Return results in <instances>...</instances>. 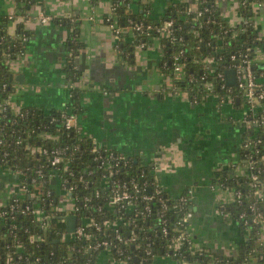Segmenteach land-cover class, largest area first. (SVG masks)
Wrapping results in <instances>:
<instances>
[{
	"label": "crops",
	"instance_id": "1",
	"mask_svg": "<svg viewBox=\"0 0 264 264\" xmlns=\"http://www.w3.org/2000/svg\"><path fill=\"white\" fill-rule=\"evenodd\" d=\"M178 2L192 9L199 6V0H130L127 6L136 16L158 19ZM217 2L232 26L246 21L239 0ZM112 3L32 0L21 11L24 3L0 0V26L5 22V29L14 36H18L20 25L31 32L24 50L10 60L15 86L9 98L11 107L63 108L75 86L82 105L80 135L150 167L173 195L191 190L194 215L189 231L195 243L214 253L235 254L249 238L250 230L238 219L222 214L221 208L233 202L234 196L231 189L216 181V176L223 168L239 175L240 164L245 173L242 144L249 134L243 121L247 103L239 96L221 100L211 90L194 101L187 90H176V77L163 61L162 38L152 36L143 41L129 26L123 27L118 38L109 20L120 25L118 14L112 13ZM257 3L255 0L252 4L250 20L258 36L264 37V2ZM41 11L53 19L40 22L37 16ZM10 14L15 17L9 19ZM74 29L84 45L75 54L80 76L72 83L65 65L72 54L69 41ZM254 53L258 80L264 83L262 46L258 45ZM206 61L208 69L213 70L215 60ZM20 180L18 172L0 165V207L23 195ZM260 236L264 244V225ZM94 258L95 264H125L105 249L97 251ZM156 262L201 264L180 261L173 255L160 256Z\"/></svg>",
	"mask_w": 264,
	"mask_h": 264
},
{
	"label": "trees",
	"instance_id": "2",
	"mask_svg": "<svg viewBox=\"0 0 264 264\" xmlns=\"http://www.w3.org/2000/svg\"><path fill=\"white\" fill-rule=\"evenodd\" d=\"M129 1L125 0L126 3H122L118 8L119 26H128L129 18L152 22L156 25L166 20H173V38L160 35L155 29L151 30L150 35L137 32V36L143 41L152 36L162 38L165 46L163 61L168 70L174 67L173 55L181 48L185 50L184 70L187 76L192 74L194 79H177L175 76V84L180 89L187 90L194 101L202 99L209 90L222 93L217 74L219 71L225 73L232 66V54L237 56L236 60H240L245 53L254 56L255 46L264 47V39H258V33L252 23L243 22L240 26H232L224 18L217 0H199L198 7L201 9H205L210 3L215 4L214 8L204 10L201 16L194 11L189 12L190 6L187 3L178 2L169 6L158 19L148 18L145 14L136 16L130 13L127 6ZM239 1L241 14L249 19L253 12L252 0H244L245 3L243 0ZM17 2L19 5L24 3L21 7L22 11L32 0H17ZM4 24L0 26V31L4 34V37L0 39V165H11L19 171L22 177L20 183H26L30 190H38L42 197L31 199L26 192L20 196L19 210L10 211L9 205L0 207V210L6 211L5 214L0 215V264H85L88 260L91 264H95L94 256L97 251L80 248L81 244L88 243L89 240L86 238L66 240L61 235L62 230L66 229V222L61 219L63 210L57 207L60 202L59 190L53 185V182L59 178L66 180L67 185L73 186L71 197L78 206L77 212L80 216L93 217L103 224L105 219L116 221L115 225L105 224L102 231H95L92 226H88L87 230L100 238L111 239L116 244L111 250L113 255L118 257V249L130 254L128 264H157V258L163 255H173L181 260L201 264H252V262L264 264V244H260L258 240L257 227L250 221L246 224L244 219H238L239 213L243 210L247 212V217L250 219L252 211L249 206L256 202L255 198L247 196L251 192L249 174L237 175L234 171H230V168H223L216 176L218 183L240 189L244 194L241 203L233 201L227 204L224 212L225 217L238 219L250 230L249 238L242 243L239 252L235 254L222 255L204 247L192 252L194 244L188 241L174 246L175 238L180 231L176 226L185 211L191 208V203L187 202H192V199L189 198L184 203L181 200V195L187 191L173 195L164 187L168 202L165 214L167 233L162 230V217L157 198L149 201L152 206L150 213L138 212L146 203L141 199L140 193L148 192V188L140 193L132 190L131 204L121 208L110 207L108 200L112 192L110 188L105 187L106 178L110 179L109 183H112V180H120L126 181L131 186L134 180L139 184L145 181L151 182L153 190L150 188V192L153 193L155 172L133 159H130L126 165L122 162L115 165L116 160L109 158V152L119 153L103 147L100 149L103 157L96 158L97 152L93 151L95 145L92 138L80 135L77 129L65 128L63 112L72 111L79 114L82 109L80 92L75 86L71 89L69 102L63 108L44 110L27 105L19 111L14 110L8 101L15 88L13 79L10 78V60L24 50L31 32L20 25V35H10ZM83 45L79 32L74 29L69 41L72 54L67 57L65 65L66 73L73 81L72 83L76 82L80 76V71L76 67L75 54ZM208 57L216 59L215 70L208 69L206 61ZM210 83L213 84L212 89H210ZM232 89L233 93H238L241 97L236 86ZM3 101L9 103L5 110H2L1 106ZM247 131L250 135L263 138L264 125L259 127L248 125ZM19 139L21 142H18ZM33 146L37 147L34 152L31 148ZM40 146L49 151L59 146H66L68 165L65 166L64 163L51 165L49 155L38 150ZM258 148L244 150L251 155V158L257 160V165L262 166L264 170V145L260 144ZM48 190H50L49 195ZM25 202L29 203L32 209L42 208L49 213L52 218L51 224L49 219H45V222L46 226L48 225V234L51 233L50 237L44 234L45 230L41 228L35 213L31 210L22 212ZM260 204L264 212V201ZM228 212L232 216L228 215ZM117 228L121 239L117 237ZM179 228L183 229V226ZM131 230L136 233L137 238L129 242ZM37 234L44 235V239L36 238ZM190 238L193 240L192 234ZM55 239L59 241L55 242Z\"/></svg>",
	"mask_w": 264,
	"mask_h": 264
},
{
	"label": "built area",
	"instance_id": "3",
	"mask_svg": "<svg viewBox=\"0 0 264 264\" xmlns=\"http://www.w3.org/2000/svg\"><path fill=\"white\" fill-rule=\"evenodd\" d=\"M254 2L255 0H252L251 6ZM263 2L264 0H258L257 4L262 5ZM122 3H126L125 0H113L112 13L117 14L118 8L120 7ZM243 3H245L244 0H243ZM214 7H215V4L210 3V5L208 7H205V9H201L199 7H197L196 9L189 8V12L194 11L198 16H201L204 13V10L212 9ZM7 17L9 19L14 18L15 14H10ZM37 18L40 22H48L53 19V16L41 11L38 14ZM109 20L112 26L114 27L116 36L119 38L121 36L123 27L116 25L111 18H109ZM245 22L252 23L250 18L249 19L247 18ZM128 26L132 28L133 30H135L136 33L139 32L142 35H150L151 30L155 29L156 31H158L160 35L172 36L173 38L172 34H173L174 29H173L172 19L166 20L160 25H156L152 22H144L143 20L137 21L132 18H129ZM19 35L20 33L18 34V36ZM3 37H4V34L0 31V39ZM258 39H264V37L258 36ZM257 46H255L254 51ZM262 50L264 52L263 46H262ZM184 53H185V50L181 48L173 55V66L174 67L173 69H170V71L177 77V79L189 78L192 80L194 79V76L192 74H189V76H187V73L184 70L185 69L184 68L185 62L183 61ZM210 58H213L216 64L217 62L216 59L214 57H208L207 59H210ZM231 59L233 60V63L230 68H234L236 70L237 83L235 86L238 88V91L241 94V97L247 103V110H246V114L243 117V121L247 125H253L257 127H259L260 125H264V83L258 80V76H257L256 68H255V57L249 55V53H245L243 58H241L240 60H236L237 56L235 54H232ZM215 69H216V65H214L213 67V70ZM217 75H218L219 86L222 89L221 94L217 93L220 99L221 100H226V99L235 100V98L238 97L239 94L233 93V89H232L233 86L228 84L226 80V73H224L223 71H219ZM174 85H175L176 90L180 89L175 83ZM212 87H213V84L210 83V89H212ZM8 101H3L1 103L2 110H5L8 108L9 106ZM16 111H19V110H16ZM63 116H64L65 128L68 130L77 129L79 132V114H77L76 112L67 111V112H63ZM18 142H21V139H19ZM93 143L95 145V147L93 148V151L97 152L96 158L103 157L100 153L101 147L96 145L94 141ZM260 144L264 145V135H263V138H261L258 136L255 137L253 135L248 134V136L246 137V139L244 140L242 144V148L243 149H248V148L259 149L258 146ZM31 148H32V152H34L37 147L33 146ZM38 150L44 154L49 155V162L51 163V165H58L59 163H64L65 166L68 165L69 158L66 156V146H62V147L59 146V147L53 148L50 151L47 148L40 146ZM5 154H7V152H5ZM109 156H110L109 158L116 160L115 165L120 164V162H122L123 165H126L128 161L130 160V158L126 157L125 155L115 154L112 151L109 152ZM244 158H245L246 170H245V173L243 174H249L251 178V192L248 193L247 196L255 198L256 202L250 204L249 206V209L252 211V216L250 219L247 217V212L245 210L239 213L238 219H244V222L246 224H248L249 221L254 223L255 226L257 227L256 228L257 234L259 235L258 240L260 244H263V242L261 241L260 235H261L262 227L264 225V212H263V207L261 206L260 202L264 201V170L262 166L257 165V160L251 158V155L247 151H245L244 153ZM7 167L20 174V172L12 168L11 165H7ZM39 172L41 173V170H39ZM154 175H155V180L153 184L154 185L153 193H151L149 190L146 193H140L141 191L146 190L147 188L148 189L151 188V190H153V186L151 185V182L145 181L143 182V184H139L137 181L134 180L131 186V185H128L126 181L121 182L120 180L119 181L112 180V183H109L110 179L106 178L105 187L110 188L112 192V195L108 200V205L113 208H121L123 206H127L131 204L132 196H133L132 190H134L135 192L140 193L142 200L146 201L144 207L138 212L141 214H148L152 210V206L149 201L152 200V198H157L158 203L160 205V211H159L160 216L162 217V224H163L162 230L164 233H167L168 227H167L165 214L168 208V202L166 198V193H164L165 186L160 182L159 178L156 176V173ZM33 181L36 182V179L33 178ZM219 184L224 186L225 188L232 190L233 196H234V199H233L234 202L241 203L243 201L244 194L242 190L225 186L223 185V183H219ZM53 185L57 187V190H59V201H61L63 204L62 208H60L59 205L57 206L59 209L63 210L64 212L61 215V219L65 221V216L68 214H76L78 217L76 228L71 233L70 239L74 238V239L81 240L83 238H86L87 240H89V242L81 244L80 248L82 249L89 248L90 250H94V251H100V250L105 249L112 253L111 250L113 246H116V244L113 243V241L107 237L100 238L99 236H96L92 231H88L87 227L92 226L95 231H102L104 229L105 224L112 223L113 225H115L116 221L105 219L104 224H103L102 222L95 220L93 217L89 218L86 216H80L79 213L77 212L78 206L76 205L75 200L71 197L72 195L71 191L73 189V186L67 185V181L60 179V178L54 181ZM19 186L23 188V194L28 192V195L31 199H38L42 197V194L38 193V190H35V191L33 189L30 190V188L26 185V183L19 182ZM47 194L48 195L50 194V190L47 191ZM20 196L22 195L14 196L12 200L7 204L10 207V211H15V210L20 209V200H19ZM64 196L66 199L64 198ZM192 197L193 196L191 194V190H188L187 193L181 195V200L184 203V202H187L189 198L192 199ZM187 203L189 204L192 202L188 201ZM23 206L25 208L22 209V212H24L25 210H31L33 213H35V216L39 218V224L41 228H44L45 230L44 234L49 236L47 232L48 225L46 226V222H45V219H49L51 217L49 213L44 211L42 208L32 209L31 205L26 202L24 203ZM225 210H226V205L221 208L222 214H224ZM5 213H6L5 210H0V215H3ZM193 215H194V212L191 208L186 210L185 213L182 215L180 221L178 222V225L176 226V228H178L180 231L177 237L175 238L176 242L174 246H178L183 241H188L189 243L194 244V245L192 244L193 245L192 252H195L202 248H200L195 243V241L190 238L191 233L189 231V228H190V222H191ZM228 215H231V213L228 212ZM180 226H183V229H180L179 228ZM116 231H117V237L121 239L122 237L119 232V229L117 228ZM65 233H66V229L62 230L61 235L63 234L62 235L63 238H65L64 236ZM130 233L132 235L129 239V242L135 241L137 238L136 233L133 230H131ZM35 237L39 239H44V235L42 234H37ZM117 253H118V257L114 255V258L116 260L123 261L125 264H128L127 260L131 257V255L128 254L125 250H121V249H118ZM180 261H183V260L180 259ZM74 264H77V263H74ZM85 264H91V263L88 260L85 262ZM236 264H241V263H236Z\"/></svg>",
	"mask_w": 264,
	"mask_h": 264
},
{
	"label": "water",
	"instance_id": "4",
	"mask_svg": "<svg viewBox=\"0 0 264 264\" xmlns=\"http://www.w3.org/2000/svg\"><path fill=\"white\" fill-rule=\"evenodd\" d=\"M227 82L229 84H236L235 78H236V70L234 68H229L225 71ZM10 78H14V74H10ZM17 78V76H15ZM150 191V188H149ZM77 215L76 214H68L65 216V222H66V233L64 234L66 240H70L71 233L75 230L77 225ZM52 218H49V224H51ZM63 235V234H62ZM51 236V233H49V237ZM59 239H55V242H58Z\"/></svg>",
	"mask_w": 264,
	"mask_h": 264
},
{
	"label": "rangeland",
	"instance_id": "5",
	"mask_svg": "<svg viewBox=\"0 0 264 264\" xmlns=\"http://www.w3.org/2000/svg\"><path fill=\"white\" fill-rule=\"evenodd\" d=\"M238 172H240V175L243 174V172H244V167H243L242 164L239 165V167H238ZM64 198H65V196H64ZM64 198H63V199H64ZM65 199H66V198H65ZM59 207H60V208L63 207V204H62L61 201L59 202Z\"/></svg>",
	"mask_w": 264,
	"mask_h": 264
}]
</instances>
